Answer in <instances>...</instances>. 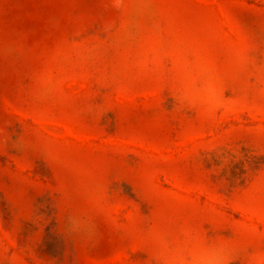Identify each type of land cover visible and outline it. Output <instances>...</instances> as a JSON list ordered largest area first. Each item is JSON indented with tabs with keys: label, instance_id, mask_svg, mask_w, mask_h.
I'll use <instances>...</instances> for the list:
<instances>
[{
	"label": "rangeland",
	"instance_id": "374dc122",
	"mask_svg": "<svg viewBox=\"0 0 264 264\" xmlns=\"http://www.w3.org/2000/svg\"><path fill=\"white\" fill-rule=\"evenodd\" d=\"M0 131L49 156L0 151V264H156L149 241L189 232L264 245V0H0ZM94 180L120 227L73 247L55 191Z\"/></svg>",
	"mask_w": 264,
	"mask_h": 264
},
{
	"label": "clouds",
	"instance_id": "9594fccd",
	"mask_svg": "<svg viewBox=\"0 0 264 264\" xmlns=\"http://www.w3.org/2000/svg\"><path fill=\"white\" fill-rule=\"evenodd\" d=\"M8 148L21 158L35 152L49 159L45 147L27 133L9 141L0 131V151ZM15 179L22 183L19 176ZM55 194V208L60 213L57 231L65 241H71L73 247L95 246L103 235L101 222L113 231L120 227L114 222L106 185L102 181H81L72 187L61 184ZM40 221L48 223L44 217ZM149 243L156 264H264V245H257L239 234L221 232L209 236L189 232L174 243H169L162 236ZM26 249L30 251V246ZM21 261V253L9 257V264H21Z\"/></svg>",
	"mask_w": 264,
	"mask_h": 264
}]
</instances>
